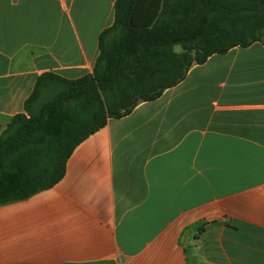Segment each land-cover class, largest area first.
Segmentation results:
<instances>
[{
  "label": "crops",
  "instance_id": "crops-1",
  "mask_svg": "<svg viewBox=\"0 0 264 264\" xmlns=\"http://www.w3.org/2000/svg\"><path fill=\"white\" fill-rule=\"evenodd\" d=\"M116 1L0 0V136L40 76L93 73ZM0 264H264V45L194 65L0 206Z\"/></svg>",
  "mask_w": 264,
  "mask_h": 264
},
{
  "label": "trees",
  "instance_id": "trees-1",
  "mask_svg": "<svg viewBox=\"0 0 264 264\" xmlns=\"http://www.w3.org/2000/svg\"><path fill=\"white\" fill-rule=\"evenodd\" d=\"M255 43L264 45V0H117L93 73L40 76L0 136V206L54 187L79 144L160 99L194 65Z\"/></svg>",
  "mask_w": 264,
  "mask_h": 264
},
{
  "label": "rangeland",
  "instance_id": "rangeland-1",
  "mask_svg": "<svg viewBox=\"0 0 264 264\" xmlns=\"http://www.w3.org/2000/svg\"><path fill=\"white\" fill-rule=\"evenodd\" d=\"M180 49H181L180 47H176V49H175V50H176V51H179Z\"/></svg>",
  "mask_w": 264,
  "mask_h": 264
}]
</instances>
